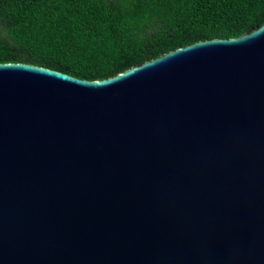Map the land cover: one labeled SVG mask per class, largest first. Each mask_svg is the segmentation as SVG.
<instances>
[{"label":"water","instance_id":"obj_1","mask_svg":"<svg viewBox=\"0 0 264 264\" xmlns=\"http://www.w3.org/2000/svg\"><path fill=\"white\" fill-rule=\"evenodd\" d=\"M0 264H264V23L94 81L0 63Z\"/></svg>","mask_w":264,"mask_h":264},{"label":"trees","instance_id":"obj_2","mask_svg":"<svg viewBox=\"0 0 264 264\" xmlns=\"http://www.w3.org/2000/svg\"><path fill=\"white\" fill-rule=\"evenodd\" d=\"M264 23V0H0V63L85 80Z\"/></svg>","mask_w":264,"mask_h":264}]
</instances>
